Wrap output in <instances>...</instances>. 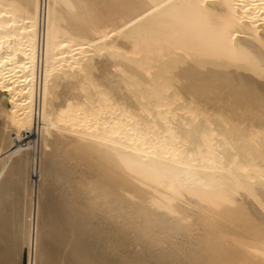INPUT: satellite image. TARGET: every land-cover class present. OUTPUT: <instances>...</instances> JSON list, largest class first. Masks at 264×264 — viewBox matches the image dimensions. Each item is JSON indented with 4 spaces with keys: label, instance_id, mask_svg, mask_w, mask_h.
<instances>
[{
    "label": "bare ground",
    "instance_id": "6f19581e",
    "mask_svg": "<svg viewBox=\"0 0 264 264\" xmlns=\"http://www.w3.org/2000/svg\"><path fill=\"white\" fill-rule=\"evenodd\" d=\"M24 249L264 264V0H0V264Z\"/></svg>",
    "mask_w": 264,
    "mask_h": 264
},
{
    "label": "rangeland",
    "instance_id": "374dc122",
    "mask_svg": "<svg viewBox=\"0 0 264 264\" xmlns=\"http://www.w3.org/2000/svg\"><path fill=\"white\" fill-rule=\"evenodd\" d=\"M37 127H38V123L31 131H22L21 138L19 140L20 142L19 141H17L18 143L16 142L17 144H21V143L25 144L26 142L31 141V146H30L31 151L30 152H31L32 158H34L33 160L36 159V161L32 162L34 166L32 165L31 170L33 171V174L35 175L38 173L36 162L38 158L37 155H39V138H38V132H37L38 128ZM33 154L35 155V157L36 156L37 157L35 158ZM32 179H33L32 188L34 191L37 189V186H38V184L36 183V181L38 182V174L37 176H33ZM22 264H27V250L26 249H24L22 252Z\"/></svg>",
    "mask_w": 264,
    "mask_h": 264
}]
</instances>
